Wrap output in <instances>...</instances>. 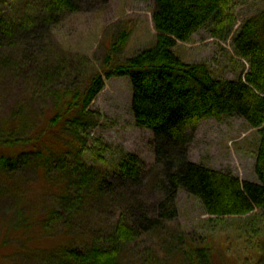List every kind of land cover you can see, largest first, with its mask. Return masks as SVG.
Wrapping results in <instances>:
<instances>
[{
	"label": "trees",
	"instance_id": "1",
	"mask_svg": "<svg viewBox=\"0 0 264 264\" xmlns=\"http://www.w3.org/2000/svg\"><path fill=\"white\" fill-rule=\"evenodd\" d=\"M83 1L40 0L37 9H26L29 13L20 20L13 17L15 14L0 19L2 35L10 37L19 31L30 37L12 70L17 85H23L12 93L18 102L0 121V193L21 200L27 186L21 170L34 167L57 206L40 207L35 216L37 227L33 229L35 222L30 223V236L67 235L54 248L45 250L30 248L29 236L22 241L5 240V244L17 245L10 259L30 253V264H123L126 246L144 235L163 231L165 222L177 216L180 189L197 197L211 217H245L257 210L264 214V10L247 19L233 37L235 53L250 66L244 77L217 78L207 63H186L174 50L178 41L188 42L206 27L212 28L214 37L227 38L237 24L231 11L235 0H155L156 44L122 62L110 59L102 73L87 77V69L82 76L81 68L72 60H49L43 54L48 51L52 25L63 13L79 11ZM130 36L129 31L122 30L112 51L124 49ZM82 60L86 61L84 57ZM28 61L30 67L25 71L21 67ZM80 76L83 79L79 80ZM115 76L130 78L137 125L155 134L161 169L156 186L162 199L153 215L131 206L119 210L103 227L93 226L73 236L69 231L62 234V222L68 219V228H72L73 212L89 199H100L126 183L140 181L141 164L135 154L128 153L116 170L95 168L84 160L91 152L88 135L99 121V114L90 106L104 90L105 77ZM38 101L43 105L40 110L35 106ZM225 116L242 117L259 129L257 182L242 181L231 172L188 158V130L203 120H222ZM59 143L63 151L56 148ZM19 208L22 216L17 212L12 217L28 222L24 221L25 206ZM252 233H260V228L253 227ZM261 236L257 247L264 252ZM193 247L180 250L183 264H213L209 246ZM152 253L144 254L149 257Z\"/></svg>",
	"mask_w": 264,
	"mask_h": 264
},
{
	"label": "rangeland",
	"instance_id": "2",
	"mask_svg": "<svg viewBox=\"0 0 264 264\" xmlns=\"http://www.w3.org/2000/svg\"><path fill=\"white\" fill-rule=\"evenodd\" d=\"M39 2L0 0V19L15 14L13 17L20 20L23 14L29 13L26 9H37L35 6ZM155 7V0H84L79 11L63 13L59 22L52 25L48 51L44 50L43 54L49 60H72L75 66L81 68L82 76L86 72L84 68L88 71L87 77L102 73L103 66L110 59L122 62L156 44L159 32L153 19ZM263 10L264 0H235L231 11L237 18V24L227 38L214 37L212 28L206 27L194 34L190 41H178L174 50L186 63H207L217 78L244 77L249 63L235 53L233 37L247 19ZM122 30L130 32V39L124 49L113 52L112 46ZM28 35L14 31V36L8 37L0 30V121L8 112L12 113L19 99L12 93L21 90L23 85H17L12 70L14 62L23 56L24 43L27 38L30 39ZM29 67L28 61L21 68L26 71ZM82 76L79 80L83 79ZM105 82L104 90L90 106L99 114V121L88 135L91 152L85 155L84 160L95 168L116 170L127 154L132 153L140 159L141 178L137 184L126 183L120 190L100 199H89L73 212L72 228H68V219L62 222V234L69 231L73 236L93 226L103 227L131 206L141 207L153 215L162 199L156 186L161 176L157 165L156 137L152 130L137 125L132 110L133 86L130 78L105 77ZM41 102L35 104L39 110L43 108ZM259 142L258 128H253L242 117L225 116L222 120H203L195 129H189L186 148L191 161L231 172L242 181L257 182ZM56 148L64 150L60 143ZM100 156L104 160L99 159ZM21 172L26 176L27 183L21 200L0 193V264H30V253L14 255L15 259H10L12 248L17 246L13 243L16 240H27L29 236L31 240L33 238L30 248L45 250L54 248L67 236L65 233L48 238L30 236V223L35 222L33 229L37 227L35 216L40 207H56L57 203L53 201L40 171L30 166V169H22ZM21 206H25L27 217L24 221L28 222L12 217L17 212L22 216ZM176 207L177 216L165 222L163 231L144 235L124 248L123 264H183L185 259L180 250H190L193 246H209L213 264H264V252L257 247L260 233L261 241H264V214L260 210L245 217H211L202 202L184 189L177 192ZM253 227H259L260 233H252ZM5 240L13 242L5 244ZM148 251H153L149 257L144 254Z\"/></svg>",
	"mask_w": 264,
	"mask_h": 264
}]
</instances>
